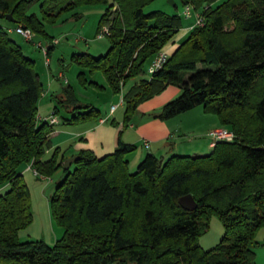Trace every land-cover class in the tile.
Masks as SVG:
<instances>
[{
  "label": "trees",
  "instance_id": "16d2710c",
  "mask_svg": "<svg viewBox=\"0 0 264 264\" xmlns=\"http://www.w3.org/2000/svg\"><path fill=\"white\" fill-rule=\"evenodd\" d=\"M34 1L0 0V18L11 13L17 25L49 43L54 40L45 22L55 23L82 4L105 5L98 32L109 27V50L98 57L75 53L72 60L91 72L101 70L117 94L141 77L123 96L125 125L139 104L174 84L181 93L158 117L166 120L202 105L234 139L217 142L204 155L164 159L148 153L133 173L126 156L137 147L122 140L102 158L80 151L67 169L59 147L43 160L53 147L52 124L38 118L44 87L33 59L0 25V90L12 89L0 97V264H257L251 243L264 225V0H224L204 8L216 0H182L184 7L203 8L205 24L193 26L163 68L148 78L143 77L147 61L149 67L184 27L180 15L146 12L154 0H68L65 5L38 0L41 20L28 13ZM53 47L46 48L48 58ZM58 102L70 113L67 122L101 116L93 104L79 102L69 84ZM25 163L42 176L65 171L51 198L54 219L65 229L54 245L19 240V230L33 218L21 169ZM186 194L194 196L196 209L182 207L179 198ZM213 214L225 233L205 250L199 238Z\"/></svg>",
  "mask_w": 264,
  "mask_h": 264
},
{
  "label": "rangeland",
  "instance_id": "374dc122",
  "mask_svg": "<svg viewBox=\"0 0 264 264\" xmlns=\"http://www.w3.org/2000/svg\"><path fill=\"white\" fill-rule=\"evenodd\" d=\"M41 1H34L30 5L28 13L36 14L42 20ZM57 1L63 5L68 2V0ZM222 1L224 0H216L211 3L205 2L203 8L210 5L215 7ZM175 2L176 5H173L169 0H154L145 6V11L151 12L160 10L168 15L178 14L182 17L184 26L189 24H191L192 27L195 26L196 13L191 18L185 17L182 0H175ZM105 8V5L101 3L82 4L75 10L60 15L55 23L45 22V31L48 36L53 38L54 42L49 43L47 39L40 34H35L34 41H41L44 46L47 47L54 45L50 52L49 61L47 60L48 56L44 51V46L39 47L36 43L28 42L21 34L14 30L17 23L0 18V24L8 26L7 31L10 36L20 44L25 54L34 61V68L44 87V92L38 102V118L43 121L51 115L57 117L59 123L55 126L53 125L52 128H56L65 123L67 118L70 117V113L58 102V97L62 95L64 88H66L68 84L73 89L77 100L81 103L95 105L93 102H100L103 109L110 107L112 104L111 94L104 93V90L96 88L91 84L92 81L98 82L100 85L106 83L107 79L103 72L101 70L91 72L88 68L81 67L72 60L73 54L75 53L87 52L98 57L106 54L109 50L111 46L109 36H99L98 32V23ZM9 28L11 29L8 30ZM148 62L149 61L146 63L144 78L149 77V73L147 72ZM60 71H64L65 73V78L68 80L66 84L54 78V75L58 74ZM81 71L84 72V79L80 77ZM140 78L141 77H139L138 80H140ZM136 81L137 79H134L128 83V85ZM11 91V88L0 90V97L9 94ZM118 98H120V96H118ZM56 107L58 108V112L55 113ZM182 115L184 116H178L176 119L181 120L183 117H185L183 119H186L189 115H194L192 120L196 122L200 120L202 123L199 125L200 128L195 130L196 133H193V130L188 128V121L186 119V122H184L186 129L183 131L185 133L181 136L180 134L182 132H179V136L175 142L178 141L181 148L205 146L210 136L209 134H207V136L206 133L199 135L200 133H198V131L209 128L214 121L219 120V117L212 113L206 114L202 105ZM220 124L219 120V125ZM190 148H188V150H190ZM54 150L50 154L46 152L43 156V160L50 159L53 156ZM207 150L208 149H206V151ZM150 152V150L147 151V153ZM187 155H190V153H187ZM21 169L23 170L24 179L30 190L33 218L28 226L19 230V240H43L49 245H54L56 241L62 237L65 229L54 219L51 209V198L57 190V184L64 177L65 171L61 168L51 176H42L35 171L32 163H25L21 166ZM0 191L2 190L0 189ZM133 229L135 233L139 231V228ZM224 233L225 227L222 220L217 214H213L210 218L208 228L199 238L201 246L205 250L213 248L221 241ZM251 246L256 252V263L264 264V225L258 229ZM125 264H136V262L130 261Z\"/></svg>",
  "mask_w": 264,
  "mask_h": 264
},
{
  "label": "crops",
  "instance_id": "0c3cea01",
  "mask_svg": "<svg viewBox=\"0 0 264 264\" xmlns=\"http://www.w3.org/2000/svg\"><path fill=\"white\" fill-rule=\"evenodd\" d=\"M2 26L6 29L8 27L5 24ZM191 27L192 25L189 24L181 28L165 46V49H167L169 53L175 51L178 45L187 37ZM47 60L49 61V58H47ZM61 73H64V71H60L58 74L54 75V78L66 84L68 80L61 77ZM138 78H135L137 79L136 82L124 86L122 88V93L119 94L113 93L106 80L107 82L102 86L104 87V93L111 94V106L103 109L100 102H93L95 104L94 106L101 112L99 119H88L78 123L66 121L60 126L52 128L50 138L53 142V147L49 149L47 153L50 154L54 148L59 147L61 149V155L64 158L72 157L82 150H91L99 158H102L112 154L122 140L125 143L134 144L137 147L135 151L126 156L129 161V170L132 173L137 171L141 161L148 154V150L151 151L150 153H154L158 157L164 159L175 154L187 155V153H190V155H204L210 153L213 149L211 146V138L209 140L206 139L208 141L205 146L203 145L200 147L181 148L178 141L175 142L179 136V132H182L180 134L181 136L185 133L183 131L186 129L184 123L186 119L188 121V128L193 130V133H196L195 130L200 128L199 125L202 122L200 120L197 122L192 120L194 115H189L186 119H183L185 118L183 117L181 120L176 118L178 116H184L182 114L186 112L166 120L158 117L164 104L181 93L180 88L174 84H169L161 93L139 104L131 122L125 125V104L123 96L133 84L139 82ZM118 96H120V98H118ZM112 106H116L113 111ZM191 110L187 111V113L191 112ZM205 113L210 114L207 112ZM58 123L59 120L57 123L52 124V126ZM221 126L222 124L219 125V120H217L214 121L209 128L200 130L198 133H200L199 135L204 133L207 135L212 129ZM145 142L149 143V147L145 145ZM188 148H190V150H188ZM206 149L208 150L206 151Z\"/></svg>",
  "mask_w": 264,
  "mask_h": 264
},
{
  "label": "built area",
  "instance_id": "2783aa9c",
  "mask_svg": "<svg viewBox=\"0 0 264 264\" xmlns=\"http://www.w3.org/2000/svg\"><path fill=\"white\" fill-rule=\"evenodd\" d=\"M185 17L187 18H191L195 13H196V24L195 25H203L205 24V18L202 15L201 11L197 10L194 8V6L192 4H187L184 7V11H183ZM14 30L21 34L28 42H32L34 41V36L35 33L29 29L26 28L25 26H23L22 24H18ZM110 33L109 31V27L108 26H104L102 31L99 33V36H103V35H108ZM39 47H43L41 42H37L36 43ZM46 48H44V51L46 53ZM170 57V53L167 49H162L151 61L149 67H148V73L149 75H152L153 73H155L156 71H158L159 69L163 68V66L165 65V63L167 62V60ZM48 58V57H47ZM61 77H63L65 79V75L63 73L60 74ZM116 108V106H112V111ZM46 121H48L50 124H55L58 122L57 117L51 115L48 118H45ZM209 136L211 138V146L214 147L217 142L219 141H232L234 139V133L233 131H231L230 129H228L227 127L221 126L215 129H212L209 132ZM145 145L147 147H149V143L145 142ZM113 264H117V263H113Z\"/></svg>",
  "mask_w": 264,
  "mask_h": 264
},
{
  "label": "water",
  "instance_id": "95a60500",
  "mask_svg": "<svg viewBox=\"0 0 264 264\" xmlns=\"http://www.w3.org/2000/svg\"><path fill=\"white\" fill-rule=\"evenodd\" d=\"M169 2L172 3L173 5H176L175 0H169ZM7 19L9 21L15 22V18L13 17L11 13L7 15ZM75 159H76V156L67 158L64 162V167L66 169L69 168ZM179 202L183 208L188 209V210L196 209L198 207V202L196 201V199L194 198L192 194H186V195L181 196L179 198Z\"/></svg>",
  "mask_w": 264,
  "mask_h": 264
}]
</instances>
